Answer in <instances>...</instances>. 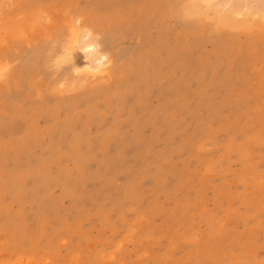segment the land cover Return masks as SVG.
<instances>
[{"label": "rangeland", "instance_id": "1", "mask_svg": "<svg viewBox=\"0 0 264 264\" xmlns=\"http://www.w3.org/2000/svg\"><path fill=\"white\" fill-rule=\"evenodd\" d=\"M0 264H264V0H0Z\"/></svg>", "mask_w": 264, "mask_h": 264}, {"label": "bare ground", "instance_id": "2", "mask_svg": "<svg viewBox=\"0 0 264 264\" xmlns=\"http://www.w3.org/2000/svg\"><path fill=\"white\" fill-rule=\"evenodd\" d=\"M191 7V6H190ZM185 12V11H184Z\"/></svg>", "mask_w": 264, "mask_h": 264}]
</instances>
